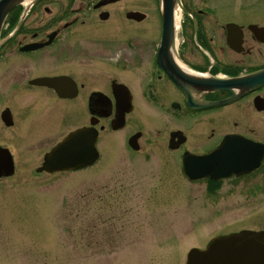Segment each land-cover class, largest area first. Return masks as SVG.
<instances>
[{"label":"rangeland","instance_id":"1","mask_svg":"<svg viewBox=\"0 0 264 264\" xmlns=\"http://www.w3.org/2000/svg\"><path fill=\"white\" fill-rule=\"evenodd\" d=\"M185 1L217 7L223 14L219 22L239 20L245 10L264 5V0ZM159 3L120 0L105 6L109 12L105 18L99 13L80 15L79 23L64 37L85 38L90 47L102 45L106 38L121 46L131 39L146 47L161 38ZM66 5L67 0L48 4L60 25L69 20L62 15ZM40 11L39 16H45ZM128 11L145 13L146 18L136 23L126 16ZM35 14L30 26H42L45 22L39 23ZM209 27L213 29L212 22ZM64 46L66 54L60 56L61 51L32 57L18 50L0 52V146L9 148L15 162V172L0 177V264H186L191 248H205L217 235L264 230V195L245 200L242 184L234 189L226 181L212 189L207 181L187 180L181 170L182 149L169 147L172 132L184 133L188 138L184 146L197 151L225 131L264 139V126H231L230 111L220 120L223 127L211 114L196 116L190 123L172 108L152 107L139 97L145 79L142 70L124 72L119 78L131 85L138 109L130 114L126 129L112 131L107 126L101 133L103 156L95 166L38 173L45 153L70 131L87 124L89 115L83 96L62 101L29 80L45 72L76 71L77 81L97 87L107 76L102 72L107 63L103 57L92 62L87 76L80 64L84 59L71 53L72 43L66 40ZM6 112L12 125L3 118ZM136 131L143 133L139 152L132 151L127 141Z\"/></svg>","mask_w":264,"mask_h":264},{"label":"flooded vegetation","instance_id":"2","mask_svg":"<svg viewBox=\"0 0 264 264\" xmlns=\"http://www.w3.org/2000/svg\"><path fill=\"white\" fill-rule=\"evenodd\" d=\"M118 1L120 0H77L82 4L75 6L77 2L72 3V0H67L68 5L63 8L62 15L66 18L69 16L70 21L60 25L58 20H55L57 16L53 15V11L48 6L52 0H40L27 15L20 30L6 42L3 50H18V53L31 57L47 51H61L57 52L60 56L66 54L67 46L63 47V45L67 40L72 43L70 49L72 55L84 59L80 64L84 65L83 73L87 76L92 72L90 70L92 62L97 57H103L102 60L107 63L102 61L106 64L102 72L107 76L97 87H88L86 82L77 81L76 71L56 74L45 72L42 75L43 77H66L68 79L63 82L68 83L70 88V80L74 81L72 90L62 89L64 85L57 90L46 88L53 91L62 101H75L83 96L85 109L89 115V122L83 126L94 124V127L99 130L98 139L107 126L112 128L113 120L117 114H120V110H131L125 113L126 125L121 129L124 130L129 125L130 114L138 109L131 85L119 79L124 72L133 70H142L145 78L140 83V86L144 87H140L139 97L152 107L172 108L178 111L181 120L193 123L191 120H197L196 116L211 114L219 126L220 120L225 117V112L230 111L232 117L229 118V125L231 126L251 124L264 126V5L251 7L254 8L253 10H245V17L239 20L233 18L219 22L223 14L217 7L193 5L190 1L187 3L184 0L185 10L182 17L185 25H182L181 33H179L181 36L175 44L167 48L166 73L158 62L161 39L158 42L154 39V42H150L148 46L140 47L139 43L131 39H126L125 46H121L116 40L109 41L106 38L100 41L102 45L95 43L90 47L85 38L64 37L65 33L74 29L79 23L80 15L88 17L99 13L101 17L107 13L108 16L109 12L106 11L105 6ZM100 3L102 6L96 7ZM41 9L42 14L51 18L40 17ZM129 12L131 11H128L126 15ZM74 13L77 15L75 16ZM34 14L35 18L39 17V23L45 22L42 26H30L32 21L29 19ZM13 19L14 15L11 16V20ZM131 21L137 23L135 20L131 19ZM210 22L213 29L209 27ZM10 26L12 23L9 22L6 30H9ZM12 31L8 34L11 35ZM52 33L55 34L54 38L49 44H45ZM31 43L44 45L33 50L21 51L23 46ZM178 69L180 70L179 82L172 77ZM64 91L71 96L64 95ZM221 110L224 111L222 115H220ZM215 134L213 133L212 136ZM228 135H235L232 137L234 141L226 145L232 154V161L229 164L232 165L231 169L235 174L227 179H217L215 184L212 182L214 179L210 177L204 180L216 187L228 181L234 189L242 184L246 187L245 200L261 198L264 195V176H262L264 150L261 145H264L263 138L233 130L219 133L215 136L214 143L201 150L196 151L184 146L188 140L186 136L183 144L179 146L177 139L173 145L182 149V155L186 151L206 155L219 148ZM242 138L251 140L254 144L247 145L249 141H243ZM212 162L215 170L226 164L225 160L218 156ZM251 231L263 232L262 229Z\"/></svg>","mask_w":264,"mask_h":264},{"label":"water","instance_id":"3","mask_svg":"<svg viewBox=\"0 0 264 264\" xmlns=\"http://www.w3.org/2000/svg\"><path fill=\"white\" fill-rule=\"evenodd\" d=\"M24 1L25 0H0V32H2L4 21L11 10ZM34 1L36 0H33V2ZM160 1V4H162L163 34L159 60L167 71V48L170 44H174L177 33L174 13L177 8L182 7V4L180 3L181 0ZM127 16L138 21L143 20L145 17V15L140 12H131ZM4 42L5 41H0V47ZM179 76V72L173 75L175 80H178ZM65 79L66 77H43L34 79L31 83L53 87L57 90L60 87L61 81ZM177 82H179V80ZM61 86H63V84ZM124 113L125 111L120 110L119 117L115 120V128L124 125L122 120L124 119ZM3 118L6 124L13 123L11 114L8 112L3 115ZM180 134L181 132L172 133L171 148H173L172 143L174 138ZM96 136L97 131L93 128H81L80 130L78 129L71 132L62 143H59L51 153L47 154L45 165L39 170L46 169L53 172L56 170L78 169L91 165L98 156L94 143ZM183 140L184 139L181 138L180 143L183 142ZM215 153L217 152L211 153L206 157H186H191L189 158L192 161L191 164L195 163V166L198 167L204 162L211 161ZM184 168L185 172L191 178L195 177V173L191 171L186 159L184 161ZM13 170V158L9 150L0 147V176L3 174H10ZM187 264H264V233L242 232L216 237L211 240L206 249L193 248L188 254Z\"/></svg>","mask_w":264,"mask_h":264},{"label":"bare ground","instance_id":"4","mask_svg":"<svg viewBox=\"0 0 264 264\" xmlns=\"http://www.w3.org/2000/svg\"><path fill=\"white\" fill-rule=\"evenodd\" d=\"M179 14H177V17H176V20H177V23L179 22Z\"/></svg>","mask_w":264,"mask_h":264}]
</instances>
